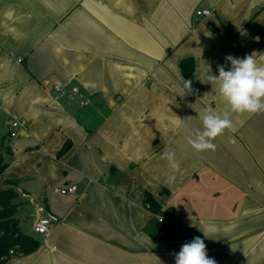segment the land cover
<instances>
[{
    "label": "crops",
    "instance_id": "1",
    "mask_svg": "<svg viewBox=\"0 0 264 264\" xmlns=\"http://www.w3.org/2000/svg\"><path fill=\"white\" fill-rule=\"evenodd\" d=\"M226 55L264 64V0H0V189L15 182L18 225L40 240L2 264H175L194 237L217 264H264V112L231 113L215 151L187 143L226 110L205 82ZM44 212L59 219L48 235L34 230Z\"/></svg>",
    "mask_w": 264,
    "mask_h": 264
},
{
    "label": "clouds",
    "instance_id": "2",
    "mask_svg": "<svg viewBox=\"0 0 264 264\" xmlns=\"http://www.w3.org/2000/svg\"><path fill=\"white\" fill-rule=\"evenodd\" d=\"M225 61L230 67L226 70L225 65H217L218 75L209 71L205 81L218 83L219 95L226 104L225 112L221 116L208 109L202 117V130L198 129L194 135L187 137V143L198 153L216 150L213 140L226 129H233L231 113L264 112V64H258L253 55L243 58L226 55ZM191 83L190 80H184V94L193 91ZM161 158L168 162L174 172L180 170L174 151L165 150ZM174 257L175 264H217L215 259L208 256L206 244L200 237L183 244Z\"/></svg>",
    "mask_w": 264,
    "mask_h": 264
},
{
    "label": "trees",
    "instance_id": "3",
    "mask_svg": "<svg viewBox=\"0 0 264 264\" xmlns=\"http://www.w3.org/2000/svg\"><path fill=\"white\" fill-rule=\"evenodd\" d=\"M194 69L193 57L182 60L181 70L185 77L191 75ZM5 142L6 138L4 137L0 143L1 147L5 146ZM68 148L69 144L67 143L62 147L59 154L65 153ZM7 167L8 162L0 152V178ZM4 183L7 187L0 189V264L18 255L31 254L40 247V240L22 231L18 225V204L15 202L18 194L14 186L15 182L6 180ZM145 201L154 212L158 211L160 205L150 194L147 193ZM15 223L16 226H14Z\"/></svg>",
    "mask_w": 264,
    "mask_h": 264
},
{
    "label": "built area",
    "instance_id": "4",
    "mask_svg": "<svg viewBox=\"0 0 264 264\" xmlns=\"http://www.w3.org/2000/svg\"><path fill=\"white\" fill-rule=\"evenodd\" d=\"M213 14V10L211 8H203L196 11V15L199 18H205L208 16H211ZM54 91L57 95L62 96L65 94H71L73 96L80 94V87L78 85H63V84H55L54 85ZM85 100H80L81 104H84ZM27 120L26 119H14L10 123V130L9 135L11 137H15L19 133L20 127H26ZM56 192L61 194H69V193H75L78 190V186L76 184H71L67 186H60L57 187ZM42 209V208H41ZM59 219L57 216L44 212L42 216L35 222L34 224V230L37 233L48 235L50 232V225L53 222H57ZM160 222H163L164 219L162 217L159 218Z\"/></svg>",
    "mask_w": 264,
    "mask_h": 264
},
{
    "label": "rangeland",
    "instance_id": "5",
    "mask_svg": "<svg viewBox=\"0 0 264 264\" xmlns=\"http://www.w3.org/2000/svg\"><path fill=\"white\" fill-rule=\"evenodd\" d=\"M4 130H3V132L0 130V143H1V139H2V133H4V135H5L6 132H8L7 129L4 128ZM9 139H10V137L8 138V141H9ZM6 140H7V134H6ZM1 150L2 149H1V146H0V152H1ZM26 220H27V222H29L30 219L29 218H25L24 221H23V224H22L23 226L25 225L24 223H26Z\"/></svg>",
    "mask_w": 264,
    "mask_h": 264
},
{
    "label": "water",
    "instance_id": "6",
    "mask_svg": "<svg viewBox=\"0 0 264 264\" xmlns=\"http://www.w3.org/2000/svg\"><path fill=\"white\" fill-rule=\"evenodd\" d=\"M99 97H100V96L97 95V96L93 99V101H94V102H98V101H99V99H98ZM16 225H17V224L15 223L14 226H16Z\"/></svg>",
    "mask_w": 264,
    "mask_h": 264
}]
</instances>
